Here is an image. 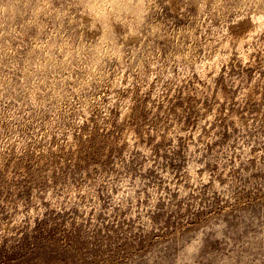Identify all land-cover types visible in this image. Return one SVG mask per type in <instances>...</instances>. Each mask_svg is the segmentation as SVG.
Segmentation results:
<instances>
[{
  "label": "rangeland",
  "instance_id": "obj_1",
  "mask_svg": "<svg viewBox=\"0 0 264 264\" xmlns=\"http://www.w3.org/2000/svg\"><path fill=\"white\" fill-rule=\"evenodd\" d=\"M0 264H264V0H0Z\"/></svg>",
  "mask_w": 264,
  "mask_h": 264
}]
</instances>
